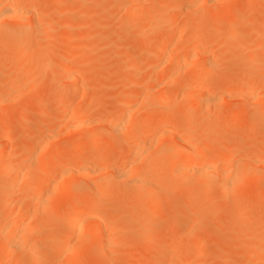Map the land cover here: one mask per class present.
Returning a JSON list of instances; mask_svg holds the SVG:
<instances>
[{
	"label": "bare ground",
	"instance_id": "obj_1",
	"mask_svg": "<svg viewBox=\"0 0 264 264\" xmlns=\"http://www.w3.org/2000/svg\"><path fill=\"white\" fill-rule=\"evenodd\" d=\"M41 1L43 0H0V21L6 20L7 22V20H10V22L11 21L14 22V23L12 22L13 25H11L12 26L11 28H7L10 27L7 26L10 24V22L4 24V27H2L3 25L0 26V45L5 46L4 48L5 50H3V52L0 53V75L4 76L5 77L4 79H7L8 77V76L6 77L7 72L12 67L16 68L18 74L20 75L24 74L21 67L22 66L21 61L23 60L19 61V59H17L14 56V53L12 51H21L22 49L29 47L28 45L29 42L25 39V37L27 36L31 37L36 35L39 29L41 28L42 24L43 25L45 24L44 26L42 25V27H44V31L47 34L50 31H52L51 29L53 27L55 28L56 25L59 26L60 24H62L63 26L62 25L61 26L65 28L66 26L71 27L70 25H67L68 22L66 25H64L66 22H64L63 24L62 21H64L66 17H70L74 15L75 12L72 11L71 9L72 7H74L73 5H71V8H69L71 10H69L68 8H64V6L61 9V7L58 6L59 4L58 0L57 1L50 0V2H48L49 4L46 5L47 7L46 11H43V9H45L43 8L42 12L35 13L33 7L36 4L40 3ZM82 1L89 2L90 0H82ZM129 1L130 2H127L128 5L123 10L124 11L123 17H121L123 18L122 27H125V29L126 28L130 29V27L133 28L132 26L136 24H137L136 26L137 28L139 26L138 22H140L138 19L145 17L144 15L146 13L145 0H129ZM168 1L173 2L174 9L175 8L180 9V7L181 8L184 7V9L188 11H190V9H192L191 11L193 10L195 11L196 14L194 18L192 17L193 21L191 23H187L186 25H183L184 26L183 28L186 29V31L187 28L188 29L192 28L194 31H196L197 34L194 33L195 36L193 35V37H190L185 40L184 37L186 35L184 37L183 35L186 33V31L181 32L183 31L181 30L180 32H178L179 34L184 33L180 35L181 37H183L181 39L179 38L180 37L179 34H177V32H174L175 31L174 29L173 34L163 38L162 45L158 48L147 47L146 49H144L141 48L140 46L134 47V50L136 51L137 54H139L140 56L146 54V57H148L147 60L149 61L151 60V63H149V61L147 62L149 63V67L153 70L154 68L157 67L163 68L165 66L166 68L167 66L168 67H170L171 65L174 66L173 63L174 57L176 61L179 62L183 58L181 64L180 63L176 64V61L174 59L176 67L174 66L175 68H172L171 66L170 70L172 71H169L168 73L165 72L169 76L168 77L169 79L166 77L168 81L167 83L163 82L162 84L160 83L161 80L160 81L158 80L159 81L158 83L155 82L151 83L152 85L155 84L157 85V88L153 87L154 89L157 90L159 88L161 89L159 91H162V93H164L162 95H159V93L157 92L159 98L157 95H156L157 98L153 96L157 100L154 98L155 101L149 100L147 101L148 103L146 104V102L143 100L144 98H146L144 96L145 94L144 91H143V96H144L143 99L142 97L141 99H139L138 97L139 91L137 92L132 91L127 94L125 93L123 97L120 99L119 103L117 104L116 109L113 111V113H110L112 114V116L111 115L109 116L108 114L107 116H109L110 118L107 121H103L104 118L103 120L99 118L102 121H99L98 119V123H96L97 119L96 120L94 119L95 120L94 122L92 121L93 117L91 120L86 119L87 116H84L82 114L83 113L82 110L80 111L79 109L78 111L76 107H72V108H76V110L69 111L68 110L69 108L67 109V106L65 104L67 99L81 97L80 98V102H81L86 97L85 95H83L82 90L80 89L81 87L77 85V83L79 84L81 80L80 78V80H78L79 82L77 81L80 70L76 67L74 62L70 60L68 62H64L63 66L60 65L64 60L68 59L67 58L68 55H70V57L71 55L72 56L74 55V54H68L67 52L64 51L63 53H60L61 55H58V58L59 57L60 58L56 60L57 62H54V65L52 63V66L56 67L55 69L52 67L53 72L56 70L55 73L52 72L53 76L51 74V78H49L46 81H43L42 79L38 80L41 86L43 85L49 87L51 85H56L58 87V92L56 95V100H55L56 102L54 103L55 107L53 112L49 115H44L42 109H44L45 104L41 105L37 112L38 114L37 120L34 123L27 121V117H29L30 114H32L31 108L28 107L23 108L19 113L18 117L16 118H14L12 115L11 116L3 115L2 117H0V217L2 218V221L0 222V264H4L3 259L8 258L9 256L22 255L25 252L28 256V259L26 260V264H46L48 261L53 259L51 255L54 254L55 248L50 249L48 243L43 242L40 233L41 229L39 228L40 226H42L45 229H50L52 228V226H54V224L56 225L58 223L57 220H55L56 222H54L53 219L54 215H51L52 213L46 212L45 205L47 202H50V204L51 203L54 204V202L55 203L60 202L62 204V205L59 204L62 206V207L59 206L62 208L61 210L62 212L60 213L62 215H60V217L65 216L64 219L62 217V220H65L67 215L68 217L72 216L74 222L76 221L74 225L72 224L71 226H69L68 222L65 223L60 219L63 225H67V226L63 227L62 229L61 226H59L60 229L56 234L57 235L56 238L58 240H62L63 238L70 235L72 239L71 242L73 243V245L84 246L85 253L83 254V257L90 256V260L91 259L95 260L99 257L106 258L105 256H110L111 254H115L116 250L114 251L113 247H115L124 238L129 236L132 229L141 230L139 233L141 236L143 234L144 236H146V244L148 248H154L157 245V241L159 242L158 239H160L159 238L160 233L158 232L159 229L158 230L156 229L157 232L155 233L154 227L156 226L157 218L164 211L163 207L160 205V200L170 195L171 191L176 187L177 181L179 179H182L187 176H191L193 178V181L191 183L190 182L187 183V185L185 186V188L189 190L190 194L201 195L209 192L214 187L218 186L217 188H219V186H222L224 190L223 193L224 200H228V202L231 201L232 204H234V206L236 201L233 202V200L235 198H238L240 192H244V191L245 192L251 191V193L257 191V193H259V198L256 201H252L249 204L250 209L253 207L255 208L260 203H263L264 186H261V184H259L258 186L257 181L256 182L254 181L255 183H250V184L247 183V185L245 186L241 185L242 181L240 182V180L242 179H244L245 181L248 177H251L249 171L248 173L243 172L244 168L241 169L242 173L241 172L239 173L240 165H242L244 162L247 161L246 163H244V166H247L246 164L248 163V161H251L252 158V157L249 158L250 160H247L248 159L247 158L246 161L245 160L243 161V159H245L250 154V151L247 146L241 143L233 145V143H236L235 141L233 143H230V146L227 144L225 151H222L223 153H220L221 152L220 151L219 152L220 154L216 156L217 152L216 153L213 152L215 156L212 157H211L212 154L210 155V157L207 154L206 155L203 154L202 148L199 147V146L207 147L213 141L214 138L210 134H207V136L203 138L202 137L204 136L202 133L203 129L206 128L211 129L214 127H218L222 123L220 117H216V120H212V121H210L208 117H207L208 119L206 117H203L201 113L204 112L203 111L204 109L202 108L206 107L210 109L209 107L215 105L218 101L220 102L221 100H223V103H225L224 101L228 100L227 98L229 96V90L227 86H225L221 90L219 89L214 90L215 89L214 86L208 82V79H210L208 77H210L209 75H211L215 71L219 59H220L219 60V66H220V61L224 57V53L223 55H221L222 54L221 46H224L225 44L223 43L222 45V42L218 40L219 45L217 44V46H219L220 49L218 47L216 50L214 49V51H212V50H208L209 48L208 49L204 48L207 47L204 45L207 42H209V40L206 41L205 39L207 34V33L205 34V32L209 31L210 29H215L218 27L222 28L223 23L226 22L221 23L222 22L221 21L220 23H215L216 21L214 20L215 22H213L212 20L211 23H209L210 21L208 20L213 19L217 15L220 16L222 15V13L224 14V11L226 10L229 11L231 9H234L235 11H237L239 9L238 3L235 4L234 0H157V3L159 6H162L165 4V2ZM244 1L246 3H249L254 0H243V3ZM206 2L212 3L215 6L212 5L211 10L205 8L208 10V11L206 10L205 12L203 8V4ZM236 2L239 1L237 0ZM96 3L98 4L99 2ZM85 4L86 3H84V5ZM75 9L77 8L75 7ZM81 10H82L81 12L85 11L84 13H87L86 12L87 7L86 9H81ZM239 10L242 11L239 13L241 14L243 13V14L242 17L239 18L240 20L238 22L236 20V23H234L231 26V32L233 34L236 33L240 34L241 30H243L244 27L246 29L245 25L249 22L250 23L252 22L251 21L252 19L255 22L254 20L255 17L253 18V15H251L253 14L252 12L249 11L243 12L241 8ZM47 12L54 14L53 15L51 14L49 16ZM77 12L79 11L77 10ZM90 12L85 14V16H88ZM55 13L56 16L55 18H53ZM260 13L257 14L259 15ZM225 14H227V12ZM43 16L44 18L46 16H49V18L53 16L51 17L53 18V21L49 22V20L51 19L46 17L49 20L47 19L48 22L45 23V21H43V19L41 18V20L39 21L40 22L42 21V24L40 25L37 19ZM160 17L161 15L158 12L152 13L153 19L158 20ZM172 18L174 17L170 16L169 18L163 19L162 28H164L165 30L171 29L173 24V21L171 22ZM86 19H90V18H86ZM135 21L136 23H134ZM76 22L78 26L82 25L81 23H79V20ZM5 26L7 27L5 28ZM262 28L264 29V21L260 23L259 26L260 30ZM129 29L126 30L129 31ZM175 33L177 36H179L178 38L175 35ZM61 40L63 41L62 38ZM212 41L215 42L214 38L212 39ZM63 44L66 45L67 42H64ZM80 44L82 45V43ZM81 45L80 48L82 47L86 48V46L82 45L81 47ZM255 45H256L255 47L257 48H264V36L263 39L262 40L260 39V42L258 44L255 43ZM186 46H189L191 50L188 49L189 47L186 48ZM192 46L193 49L195 48V50L196 49L203 50V51L200 50L203 53H200V51L198 52L196 50L199 54H201V56H203V59L201 57L202 60L201 61L200 59L197 60L198 57L194 58L195 56H198L196 55L198 54L196 52L195 56L194 57L192 56V58L196 59L197 62L198 61L201 62L197 63L195 62V60L194 61L191 60L190 62H194V64H190V62L187 61L190 64L189 66L190 67L192 66V69H189L190 67L186 62V58H188L189 53H182V50L186 48L189 51H192ZM45 48H46L45 52L46 50L51 51L52 48L55 49L53 45L52 47L46 46ZM127 48L130 49L131 47H127ZM167 48H170V50H172L171 51L172 53L174 52V50L175 52L179 51L177 52L178 55L179 53H182L181 55H183V57L178 58V55L176 56L175 52L172 54L169 49H168L169 51H167ZM159 49H162V53L160 57L158 52H161V50ZM204 49H207L208 51L207 50L204 51ZM217 50L218 52H220L221 58L220 57L218 58L216 53L214 54V52L215 51L217 52ZM46 53H48V51ZM156 56L159 58L155 59ZM176 57L180 60H178ZM23 58L24 57L22 56V59ZM45 58L46 57H43V61L45 60ZM260 59L262 58L260 57ZM260 59L256 58V56L255 58L251 59L252 62L250 63V67L245 69L246 71H244L248 73V77L246 76V73L242 74L243 78L245 76L247 77V81L246 79L245 81L249 83V85L252 84V87L254 83H255V87H257L256 84H258L259 88L257 90L260 93H258L256 89L254 90V87L253 88L249 87L246 83L247 88L244 86V88H242V92L239 93V90H237L238 91V92L236 91L237 95L234 94V96L237 97V99L241 97L243 99H246V101L247 100H249L250 102L255 101L253 103L256 102L258 103V101L260 103L261 99H263V97L261 96L264 95L263 94L264 77L261 79V81H259L260 79L255 81L251 70L254 69L255 66H257L258 62L261 61ZM29 60H31V58ZM25 64L26 63H24V66ZM86 65L88 64H85V66ZM135 65L137 66V64ZM168 67L166 68V70L167 69L169 70ZM36 68L34 69L35 72H36ZM188 69L192 70V72L189 71L190 74L187 76L188 78L187 77H186L187 79L184 78L185 82L187 80L186 84L183 83L185 84L184 94L186 95L184 96L182 101L180 102L177 101L175 103L176 100L173 101L172 99L173 95H171L173 92L171 93L169 91V90L172 91V88L176 87L175 82L172 81L174 80L173 76L174 74L180 76L181 75L180 71L185 72ZM240 70L241 69L237 70L236 74L240 73L239 72ZM254 71H257V69H255ZM187 72L188 71H186V73ZM37 73L38 72H36V76ZM176 75L175 77H178ZM13 76L12 78H15L16 75ZM183 76L184 75H182L181 77ZM25 78L23 79L25 80ZM29 78H31V76ZM4 79H1L0 81H4ZM170 79H171L170 83L172 84L174 82L173 85H175L171 89L170 86L173 85L168 84ZM175 79L177 80V78ZM245 81H243L244 84ZM14 82L12 83V80L9 81L5 80L4 83L2 82L0 83V108L6 104H12L20 100L19 96L21 95L19 94L15 95V92L16 93L18 92L16 91L17 90L16 81ZM65 84L69 86H66ZM32 88L33 89L29 90V92L27 93H30V91L33 92L32 90H34V87ZM153 88L152 90L153 92H155L156 90L154 91ZM165 92L166 93L170 92L167 93V95L170 97L169 99H167L168 97L167 95H165L166 94ZM23 93L25 94V92ZM82 95L84 96L83 99H82ZM193 95H196L198 98ZM188 96L190 98L196 97L197 100L196 101L195 99L194 101L189 100L190 98H188ZM231 96L232 95L230 94V97ZM136 98H138L139 101L141 100L142 103L144 102L146 105L141 106L140 104L141 102H139L140 106L137 105L138 103L136 104V102L138 99L135 102ZM235 99L236 98H234V100ZM80 102L78 103L77 106L78 108L81 104ZM220 103L222 104V101ZM81 106L83 108L85 107L84 105ZM87 110L89 109L87 108ZM177 110H180V113L181 111H184L181 118L180 117L178 118V116H176ZM207 110H206V115H207ZM83 111H86L85 108ZM90 111H86L88 112L86 114L90 115L89 113ZM224 111L225 109L222 106L220 105L216 106V112L223 114ZM137 112H141L142 115H145L144 116L145 120H142L144 118L141 119L140 117L141 120L138 118V120L136 119L130 121L129 120L130 117L135 114L137 115L138 114ZM208 113L210 112L208 111ZM263 113L260 114L259 112L256 114L255 113L249 114L242 109H236L230 114L231 118L228 124L229 125L236 124L237 122L240 121L242 117L251 115L256 119L254 124L248 129L247 134L250 137L256 136L260 130V124L263 122V117H264ZM150 114H156V117L154 116L155 118L152 119L149 118L146 120V115L148 116ZM222 114L219 116H222ZM62 118L65 119V120L63 119L64 121H67L65 126V124L63 125L64 123L63 120H61L62 125L65 126L64 128L65 129L67 128L66 130L67 133L64 139L62 138L63 137L62 136L61 140H56L55 138L56 134L54 136V132H55L54 128L56 129L57 123ZM175 120H178L180 124L185 127L184 128L179 124L182 130H184L183 133H180L181 138L176 136L174 132H171L170 130L171 125L170 126L168 125L170 123L173 124ZM99 122H101L102 124H99ZM59 124L57 127L61 126ZM99 125L102 126L104 125L105 131H102L103 127H101L100 129L98 127ZM84 127H86V129L88 128V130H86ZM224 127H226V125H224ZM81 128H84V131L86 130V132L84 133L83 130L81 131L80 130ZM152 128H154L155 130L160 129L159 131L160 136L162 138V136L164 135L163 136L164 140H165V136L169 138L166 141H169L170 139H172L173 141L175 140V138H179L178 142H181V144L184 143V145L180 147V143L175 142L176 145L175 144L173 145L172 143L174 141L172 143L170 141L168 143L171 145L169 146V144L167 143L165 145V147L166 146L167 147L165 148L161 138H158L154 142L153 149L150 150L149 152L148 150L146 151L145 148L147 147L150 148L149 146H147V141H148V145L151 146L152 141L155 138V134L154 133L151 134ZM166 128L167 129L169 128V131H167ZM56 131L58 134V130ZM60 131H65V130L61 129ZM159 133L157 135H159ZM210 133L212 134V132ZM58 135L61 136L63 134L61 135L58 134ZM105 135L108 137L111 136L114 139L115 138L121 139L124 142V146L121 147L119 144L116 145L114 141H113L114 144L109 142H103L102 139ZM241 136L245 138L243 134H240L239 137ZM12 139L14 140L13 144L11 143ZM231 140H233V137ZM121 142L118 141V143ZM246 142H248V140ZM2 143H5L4 144L5 146L2 147L1 146ZM183 147L186 149H183ZM222 149H224V147ZM144 151H146L147 153H145ZM163 157H167V165L169 166V169H171V171L169 170V173L165 171L163 166L161 167L162 162H164L161 160ZM206 157L209 158L206 159ZM110 158H113V161L111 163L109 162ZM258 160H261V156L259 157ZM156 162L160 163V166L156 165ZM254 162L256 163V161ZM255 163L253 164V166L250 165L252 169L253 167L257 166ZM259 163H264V159L263 162L261 161ZM233 166L236 167L234 172L232 171ZM262 166H264V164H262ZM254 169L256 171L258 170V168L256 167ZM105 170H107L108 172V173L106 172L107 175L101 177L102 174L99 173ZM255 170H253L254 173L256 172ZM12 171H14L13 174H11ZM132 171H134L135 173L133 174V176L131 175ZM96 172H99L98 174L100 175V177L96 175ZM244 174L245 175L247 174V176H245ZM95 175L96 177L98 176L99 178H95ZM73 177L76 178L74 179ZM78 177L82 179L81 181L84 180L85 182L84 181L83 182L86 183L87 186L81 189L78 188V190H74L77 189L76 186L80 182V179L77 180ZM118 179L124 180L125 185L126 184L128 185V188H130V190L124 191V189L127 188L125 185L124 186L126 188L123 187L124 189L121 190L124 192L130 191L131 193L127 192L128 195L130 196H132L133 193V197H135L134 200H137L136 197L139 198L140 195L142 194H148L149 198L143 201L141 205H139L137 201H134L133 199H127L124 201L122 209L113 212L109 217L105 218V216H103V214L100 213V210H102L103 208L102 204H104L108 199L118 198L117 190H120L117 188L118 186L116 187L117 189L116 193H114V186L116 185L115 183H117ZM234 182L235 185H233ZM230 186H232L231 187L232 189H229ZM26 187L31 188V193L24 197V201L29 202L28 205L25 206L23 205V203L21 204L20 202H18L19 203V205H17L18 207H14L16 209L13 208L10 209L13 203V197H12L13 191L21 190ZM127 193L125 195L126 197L128 196ZM121 194L123 195L124 193L121 192ZM153 196L156 197V201H153L152 199ZM189 200L190 198H188L186 201ZM228 202L226 201L225 203L227 204ZM236 207H238L237 211L234 212L235 214L240 215V213L244 212L246 206L243 205V203H241L239 204V206L237 205ZM225 208H223V211H221L220 209V211L218 213L215 212V214L216 215L218 214L217 216H219V214L224 213L225 215L226 214L224 212ZM52 209L55 210L53 207ZM138 210L144 211L146 215L138 216L137 214ZM58 212L60 211L58 210ZM98 214L99 215L101 214L102 217L98 216ZM39 216H43L44 220L42 219L43 221H41V223L43 222V224H39L38 225L39 227L38 226L37 227L32 226L30 228L28 227L27 229L30 230V233L29 230L27 232L26 227L29 225L25 221H29L30 218L35 219ZM208 216L211 217L212 214L211 216L210 214ZM179 218H183L185 222L184 228L182 230V234L185 235L186 238H192L198 236L199 232L201 231L200 229L201 225L205 224L204 220L207 219L206 217L198 214L195 211V209H190V207L185 202L184 203L182 202V205L180 206L179 209L173 208V210L169 211L167 216L168 221H174ZM24 222L27 225H23ZM241 227L242 225H238L234 230H230L231 232H229V235L227 236L226 240L229 242L230 240H232V238L233 239L239 238V235L243 233ZM31 228H33L34 230H31ZM38 228L40 231L37 232ZM242 229H244V227ZM35 230L37 232L36 234H34ZM50 233H52V231ZM158 233L159 236L158 235L156 236L155 234ZM46 234L48 236V233H45V235ZM208 235L209 234L207 232L205 234L202 233V235L199 234V236H203V237L201 238V241L199 243H196L197 245L194 246L193 248L194 251L197 252L202 249V247L204 246V241L206 240L205 238H207ZM52 236L53 234L49 235V237L51 238ZM203 238L205 239L204 241ZM262 241L263 242H260V244L258 242L257 245L251 249V256H256L259 251L264 250V240ZM166 253L165 256L167 255ZM26 254H23L22 256ZM170 254L171 253L169 251L168 263L170 262L173 264V260L170 257ZM194 258H196L195 255H193V259ZM84 261L85 260H83V264L86 263ZM177 262L174 261V264ZM55 264H61V263L57 260Z\"/></svg>",
	"mask_w": 264,
	"mask_h": 264
},
{
	"label": "rangeland",
	"instance_id": "obj_2",
	"mask_svg": "<svg viewBox=\"0 0 264 264\" xmlns=\"http://www.w3.org/2000/svg\"><path fill=\"white\" fill-rule=\"evenodd\" d=\"M236 1L237 0H234V3L235 4L238 3V8L239 9L241 8L243 10V12L249 11V12L253 13L251 15H253V18L255 17L254 18L255 22L252 19L251 20L252 22L247 23L245 25L246 29L244 27L243 30H241L240 34H238V33L233 34L231 32V26L234 23H236V20L238 22L240 20L239 18H241L242 14H243V13L242 14L239 13V12H242L239 9L237 11H235L234 9H231L229 11L226 10V11H224V14L223 13H222V15L219 14L220 16L217 15L216 17H214L215 19L213 18L211 20H208V21H210L209 23H211L212 20H213V22L216 21L215 23H220L221 21H222L221 23L226 22V23H223L222 28L218 27L215 29H210L209 31L205 32V34L207 33L205 39H206V41L209 40V42H207V43L205 42L206 44L204 46H207V47H204V48H207V49L209 48L208 50H212V51H214V49L216 50L219 47V46H217V44L219 43L218 40L222 42V45H223V43L225 44L224 46H221L222 47V54L221 55H223V53H224V57L220 61V66H219V60H220L219 59L218 65L216 66L215 71L211 74L212 76L209 75L210 77H208V78H210V79H208V82L214 86V88H215L214 90H216V89L221 90L222 88L227 86L228 90H229V96L227 99L229 101L225 100L224 101L225 103H223V100H221L223 105L220 103L221 101L220 102L218 101L217 102L218 104L216 103L215 105L211 106L212 108L209 107L210 109H208L206 107L202 108V109H204L203 110L204 112H202L203 114L201 113V115L203 117H206V118L208 117L210 121L216 120V117H220V119L222 120V123L220 122L221 125L218 127H214L211 129H207V128L203 129V132H202L204 135V136H202L203 138H205L207 136V134L212 135L214 138H213V141L207 147L206 146H203V147L199 146V147L202 148L203 154H205V155L207 154V155H209V157L212 154L211 155V157H212V156H215L213 152H215V153L217 152L216 156L219 155L220 153H223L222 151H225L227 144L230 146V143H233L235 141H236V143H233V145L234 144H240V143L244 144L245 146L248 147L250 154L245 159H243V161L244 160L246 161L247 158H248L247 160H250L249 158H251V157L252 158H251V161H248V163L246 164L247 166H244V163L247 162L246 161L242 164L243 166L240 165V168H239L240 170L238 168L237 169L239 170V173L240 172L242 173L241 169L244 168L243 172L248 173V171H249L251 177H248L245 181H244V179L241 178L242 179V180H240V182L242 181L241 185L245 186V185H247V183L250 184V183H255L257 181L258 186H259V184H261V186H264V166H262V164H264V163H259L261 161L263 162V159H264L263 158L264 157L263 156V154H264V117H263V122L260 124V130H259L258 134L256 136H251V137L247 134V131L254 124L255 119H256V118L252 117L251 115L242 117L240 119V121L237 122L236 124H233V125L228 124L229 120L231 118L230 114L236 109H242L249 114H251V113L256 114L259 112H260V114H262L264 111V101H263L264 95L261 96V97H263V99H261L260 103H259V101H258V103L257 102L253 103L255 101H253V102H250L249 100L246 101V99H243L241 97L239 99H237V97L234 96V94L237 95V93H236L237 90H239V93L242 92V88H244V86L246 88H247V85L249 87H252V84L249 85V83L246 82L247 77H248V73L244 72V71H246L245 69L250 67V63L252 62L251 59L255 58V56L258 59H260V57L262 59H260L261 61L258 62L257 66H255L254 69H251L252 73H253L252 75H253L255 81L259 80V79H260L259 81H261V79L264 77V48L255 47L256 46L255 43L258 44L260 42V39L262 40L263 36H264V29L263 28L261 30L259 29L260 23H262L264 21V15H263L264 12H262V11H264L263 10L264 9V0H254V1L249 2V3H246L245 1L243 3V0H238L239 2H236ZM48 2H50V0H43L40 3L36 4L33 7L35 10V13L42 12L43 8H45V9H43V11H46L47 10L46 5L49 4ZM96 2H99V3L97 4ZM127 2H130V1L129 0H102V1L101 0H90L89 2H83L82 0H58L59 4L65 3L62 5H59L57 3L58 6L61 7V9L63 6H64V8H68V9L71 8V5L74 6L71 8L72 11L75 12V13L73 12L74 15H72L70 17H66L64 19V21H62L63 24H64V22H66L64 25H66L68 22L67 25H70L71 27L66 26V28H65V27H62L63 26L62 24L59 25L57 23L59 26L56 25L57 28H56V26H55V28L53 27L51 29L52 31H50L48 34L45 33L44 27H42V25H43L42 21L40 22L39 20H41V18H42L43 21H45V23L48 22L47 19L49 18V16L52 13L47 12L49 16H46V17H48V18H46V17L44 18L45 15L43 17H39V19H37V21L40 23V25L41 24L42 25H41V28L39 29L38 33L34 36H31V37L30 36L25 37V39L29 42V44H28L29 47L22 49L21 51H12L14 53V56L17 59H19V61L23 60V61H21V63H22L21 67H22V71L24 74H22V75L18 74V71L16 70V68L12 67L7 72V75H6V77L8 76L7 79H4L5 77L0 75V80L4 79V81H0V83L1 82L4 83L5 80L6 81L12 80V83L14 81H16V85H17L16 91L18 93L15 92V95H17V94L21 95V96H19L20 100L18 99L19 100L18 102H15L12 104H6L0 108V117H2L3 115H10V116L12 115L14 118H16V117H18L19 113L21 112V110L23 108L28 107V108H31L32 114H30V116L27 117V121L34 123L37 120V117H38L37 112H38V109L40 108L41 105L45 104L44 109H42L44 115H49L53 112L54 107H55L54 103L56 102L55 100H56V95L58 92V87L56 85H51L49 87H46L43 85L41 86L39 84L38 80L42 79L43 81H46L49 78H51L53 68L54 69L56 68L55 66L54 67L52 66V63L54 65V62H57L56 60L60 58V57L58 58V55H61L60 53H63L64 51L67 52L68 54H74L75 56L71 55V57H70V55H68V57H67L68 59L64 60L60 65L63 66L64 62H68L70 60L74 62L76 67L80 70L79 72L81 73V74L79 73V75H78L79 77H78L77 81L80 80V78H81V80H80V82L78 81L79 84L77 83V85L79 87H81L80 89L82 90L83 95H85V97H86L85 99H83L84 96L82 95V99L85 100V101H83L81 99L83 101V104H82V101L80 102L81 97L80 98L78 97L79 99L78 98L67 99L65 104L67 106V109L69 108L68 109L69 111L70 110H76V108L78 109V111H79V109H80V111L82 110V112H83L82 114L84 116H87L86 119L91 120L93 117L92 121L94 122L97 119L96 123H98L99 118H101L102 120L104 118L103 121H107L110 118L109 116L110 115L112 116V114H110V113H113V111L117 107V104L119 103L120 99L123 97V95L125 93L127 94V93L132 92V91H136V92L139 91V93H138L139 99H141V97L143 99L145 96L146 98H144L143 100L146 102V104L148 103L147 101H149V100L155 101V99L157 98L156 95L159 98V95L164 94V93H162V91H159L161 89H159V88L157 90L154 89L153 87L157 88V85L156 84L152 85L151 83H154V82L158 83L160 80H161L160 83H162V84H163V82L167 83L168 82L167 78L169 77L167 73L169 71H172V70H170V67L172 65L170 67L167 66L169 68V70L168 69L166 70L167 67L165 68V66L163 68L157 67V68H154V70H153L149 67V63H151V60L150 61L147 60L148 57H146V54L143 56H140L139 54H137L136 51L134 50V47L140 46L141 48H144V49H146L147 47H150V48L160 47L162 45L163 38L168 36V35L173 34L174 29H175L174 32H177V34H179L178 32H180L181 30H183L181 32L186 31V29L183 28L184 27L183 25H186L187 23H191L193 21V18H194L196 13L194 10L191 11L192 9H190V11L186 10V9H184V7L183 8L180 7V9H178V8L174 9L172 1L165 2L164 5L159 6L157 3V0H145V2H146L145 5H146V9H147V10L145 9V12H146L144 15L145 17L138 19L140 22H138L139 26L137 28H136L137 24L133 25L134 23H136V21L132 24L133 26L131 25L133 27V28L130 27L131 31L129 28H126V29H129V31H128L125 29V27H122L123 18H121V17H123V14H124L123 10L128 5ZM84 3H86L87 6H86V4L84 5ZM205 4H207V5H205ZM212 5L215 6L214 4L209 3V2L204 3L203 4L204 11L206 12V10H207L205 8H208L211 10ZM75 7L77 9H75ZM86 7H87V11H86L87 13H89L91 11L89 14L90 16L88 15L89 17L85 16V14H87V13H84L85 11L81 12L82 11L81 9H86ZM33 8H32V10H33ZM79 8H80V10H79ZM71 9H69V10H71ZM77 10L80 13L77 12ZM260 11H261V13H260ZM155 12H158L161 15V17L158 20L152 18V13H155ZM226 12H227V14H225ZM47 13H45V14H47ZM257 13H260V14L258 15ZM80 14H83V15H80ZM238 14H240V15H238ZM55 16H56V13H55L54 17L53 16H51V17L55 18ZM170 16L174 17L171 19V22L173 21L172 27L169 30H165L164 28H162V21H163V19L169 18ZM256 16H258V17H256ZM259 16H260V18H259ZM51 17L49 18L51 20L48 19L49 22L53 21V18H51ZM86 18H90V19H86ZM78 20H79V23H81L82 25L78 26V24L76 22ZM8 22H10V20H7V22H6V20H1L0 26L3 25L2 27H4V24H6ZM12 22L13 21H11L9 25H7L10 27L5 26V28L6 27L11 28L12 27L11 25H13V23H14V22L13 23ZM83 23H84V25H83ZM230 23H232V24H230ZM189 29H191V30H189ZM189 29L187 28L186 33L185 34L180 33L179 36L181 34H184L183 37L186 35L184 37V39L186 40L190 37H193V35L195 36V34H197L196 31H194L192 28H189ZM205 34H204V36H205ZM175 35H176V33H175ZM37 36H38V38H37ZM179 36H177V38ZM86 37H87V39H86ZM183 37L180 36L179 38L182 39ZM208 37L211 39V42H210V39ZM61 38L63 39L64 42H67L66 45L63 44L64 42L61 40ZM213 38H214L215 42L212 41ZM216 40H217V42H216ZM80 43H82V45L86 46V48L82 47V45ZM52 45H53V47H55V49L52 48L53 50L51 49V51L46 50V52L48 51V53H46L45 47L46 46L52 47ZM80 45L82 48H80ZM127 45H130V46H127ZM189 46H191V45H189ZM189 46H186V48ZM127 47H131V48L128 49ZM4 48H5V46L0 45V53L3 52V50H5ZM77 48L78 49L80 48V49L78 50ZM186 48H184L182 50V53H189L188 58H186V62L187 61L190 62L191 60H193V61L195 60V62H197L196 59H194L197 57H198L197 60L198 59L201 60V57L203 59V56H201V54L198 53L202 49H198V50L196 49L198 51L197 52L195 50V48L193 49V46H192V51H189V50H191L190 47L188 48L189 50ZM168 49L170 50V48H167V51H169ZM207 49H204V51ZM219 49H220V47H219ZM159 50H161V52H158L159 57H160V55L162 53V49H159ZM187 50H188V52H187ZM171 51L172 50H170V52ZM202 51H200V53H203ZM174 52H175V50H174ZM177 52H179V51H177ZM177 52H175L176 56L178 55ZM196 52L198 53V54H196L198 56H195ZM217 52H218V50H217ZM217 52L215 51L214 54L216 53V55L219 58L220 52H218V53ZM182 53H179L178 58L183 57V55H181ZM22 56L24 57L23 59H22ZM25 56H26V58H25ZM192 56L193 57L195 56V57L192 58ZM43 57H46L44 61H43ZM159 57L156 56L155 59H157ZM30 58H31V60H29ZM155 59H154V61H155ZM174 59H175V57L173 58V63L175 66ZM178 60H180V59H178ZM147 61H149V63ZM175 61H176V59H175ZM182 61H183V58L180 60V62L176 61V64H178V63L181 64ZM23 62L26 63L25 66H24ZM200 62L198 61L197 63H200ZM138 63H139V65H138ZM145 63H147V64H145ZM65 64H67V63H65ZM85 64H88V65L85 66ZM135 64H137L138 67ZM187 64L189 66L190 64H194V62H190V64L187 62ZM36 66H37V68H36ZM158 66H159V64H158ZM174 66H172V68L176 67V66L175 67ZM189 67H187V68H189ZM35 68H36V72H38L37 73L38 79L36 76V72L34 70ZM189 69H192V66ZM189 69L186 70V71H188L187 73H186V71L185 72L180 71V73H181V75L179 73L180 76L174 74V76H173L174 80H172V81L175 82L176 87H174L175 85H173L174 82L171 84L170 83L171 79L169 80L168 84L173 85V86H170V89L172 87L175 88V89L172 88V91L169 90L171 93L173 92L171 95H173V98H172L173 101L176 100L175 103L177 101L178 102L182 101L184 96L186 95V94H184V92H185V90H184L185 86L184 85L186 84L187 80L185 82L184 78L187 79L188 78L187 76L190 74L189 71L192 72V70H189ZM239 69H241L239 71L240 73L236 74L237 70H239ZM255 69H257V71H254ZM55 71L53 73H55ZM85 72H86V74H85ZM165 72H167V73H165ZM245 73H246L247 77L245 76L243 78L242 74H245ZM11 74L16 75L15 78H12L13 75H11ZM175 75L178 77H175ZM182 75H184V76L181 77ZM30 76H31V78H29ZM52 76H53V74H52ZM179 77H181V78H179ZM23 78H25V80ZM175 78H177V80ZM22 79H23V82H22ZM245 79H246V81H245ZM178 80H179V82H178ZM183 80H184V82H183ZM243 81H245V84L243 83ZM259 81H258V83H259ZM22 83H23V85H22ZM183 83H185V84H183ZM246 83H247V85H246ZM14 85H15V82H14ZM34 85H36V86H34ZM65 85L69 86L67 84H65ZM256 85H257V87H255V83H254V85H253L254 90L256 89V91L258 93H260L257 90L259 88L258 84H256ZM32 87H34V90H32L34 93L31 91H30L31 94L27 93V92H29V90L33 89ZM237 87H238V89H237ZM152 88L154 89V91L155 90L156 91L153 92ZM181 88H183V89H181ZM18 89H19V91H18ZM240 89H241V91H240ZM22 91L25 92V94ZM141 91H142V93H141ZM143 91L145 92L146 95H148V94H150V95L146 96L144 94V96H143ZM157 92L159 93V95L157 94ZM170 92H167V93H170ZM167 93L165 95H167ZM230 94L232 95L231 97H230ZM263 94H264V90H263ZM11 95H13V94H11ZM153 96H155L156 98ZM193 96H196V95H193ZM167 97H166L167 99L170 98L168 95H167ZM196 97H191V98H193V99H191L188 96V98H190L189 100H193V101H194V99H195V101L197 100ZM232 97H234L236 99L234 100V98H232ZM11 98H12V96H11ZM137 99L138 98L135 99V102ZM139 99L136 102V104L138 103L137 105H139V102H141V100L139 101ZM172 99H171V101H172ZM79 102L81 103L80 106L81 105L85 106L84 108L86 111L92 110L89 112L90 115L86 114L88 112L83 111L84 108L82 106H81V108H80V106H79V108L77 107ZM143 103L142 102L140 103L141 106L146 105L145 103L144 104ZM149 104H150V102H149ZM217 105L222 106L226 112L224 111L223 114L216 112V106ZM72 107H76V108H72ZM87 108L89 110H87ZM206 110H207V115H206ZM261 110H262V112H261ZM208 111L210 113H208ZM137 113H138L137 115L135 114L137 117L135 115H133L130 117L129 120L130 121L136 120V119L138 120V118L140 119V117H141V119L144 118L142 120H145V117H144L145 115H142L141 112H137ZM183 113H184V111H181V113H180V110H177L176 116H178V118L179 117L181 118ZM108 114H109V116H107ZM221 114H222V116H219ZM154 116L156 117V114H150L148 116L146 115V120L149 118L150 119L155 118ZM63 119L64 118L60 119L56 125V129L54 128V131H55L54 136L56 134V137H55L56 140H61L62 138L64 139V137L66 136L67 128L65 129L64 127L66 126L67 121H64L65 119L64 120ZM61 120H63V122H64L63 125L65 124V126L62 125ZM102 120L99 119V121H102ZM58 124L61 126L57 127ZM99 124H102V123L99 122ZM179 124H180V122L178 120H175L173 122V124L170 123L168 125L169 126L171 125V128H174V129H171L169 127L171 132H174L176 136L181 138L180 133H183L184 130H182V128H181L182 125L180 124L181 125L180 126ZM168 125H166V126H168ZM224 125H226V127H224ZM98 127L100 129H101V127H103L102 131H105L104 125L103 126L99 125ZM182 127H184V126H182ZM84 128L86 129V127H84ZM84 128H81L80 130L81 131L83 130V132L85 133L86 130H88V128L85 131H84ZM94 128H96V127H94ZM169 128L168 129L166 128V130L169 131ZM59 129L60 130L62 129L65 131H60ZM163 129H164V127H163ZM56 130H58V134H60V135L63 134V135L59 136L57 134ZM157 130L158 129L155 130L154 128L151 129V134L154 133L155 138L152 141L151 146L148 145V141H147V146H149L150 148L147 147V148H145V150L146 151L148 150V152L153 149L154 142L158 138H161L160 133H159L160 129L158 130L159 135H157L158 134ZM152 131H154V132H152ZM210 132H212V134ZM240 134H243L245 138H243V136L239 137ZM163 136H162L161 140H162L164 147L170 141H171V143L174 141L172 143L173 145L175 144V142L180 143V147L184 145V143L181 144V142H178L179 138H175V140H173V141H172V139H170L169 141H166L169 138L165 136V140H164ZM110 137L111 136L108 137L105 135L102 139L103 142H109L112 144L115 143L116 145L119 144L121 147L124 146V142L121 139H119V138L114 139V138H112V137L110 138ZM232 137H233V140H231ZM235 137L237 140L235 139ZM246 138H247L248 142H246L247 141ZM13 139L11 140L12 144L14 143ZM113 141H114V143H113ZM118 141H120V142L122 141L123 143L122 142L118 143ZM4 144L5 143H2L1 146L2 147L5 146ZM170 145L171 144H169V146ZM221 145L224 147V149H222L223 147ZM183 149H186V148L183 147ZM146 151H144V152L147 153ZM205 155H204V157H205ZM259 155L261 156V160H258L260 157ZM253 156L255 159L257 157L258 158L255 160L253 158ZM209 157H206V159H208ZM161 160L164 161V162H162L161 167L163 166L165 171L167 173H169V170L171 171V169H169V166L167 165V157H163ZM112 161H113V158H110L109 162L111 163ZM165 161H166V163H165ZM254 161H256V163ZM251 162H253V163H251ZM254 163L257 165V166H255V165L254 166L256 168H258L257 171L259 173L254 169L255 167H253V169H252V167H250V165L253 166ZM156 165L160 166V163L156 162ZM235 169H236V167L233 166L232 171L234 172ZM245 170H247V171H245ZM253 170H255L256 172L254 173ZM13 172L14 171H12L11 174H13ZM106 172H107V170H105L101 173L96 172V175H98L100 177L99 174H102L101 177H103V176L107 175L108 172L107 173ZM133 174H135L134 171H132L131 175L133 176ZM96 175H95V178H99L98 176L96 177ZM129 176H130V174H129ZM129 176H126V177H129ZM245 176H247V174ZM79 179H80V182L78 181L79 184L77 186L75 185L77 187V189H74V190H78V188L81 189V188L87 186V184L84 183L85 182L84 180H83L84 181L83 182V181H81L82 179L78 177L77 180H79ZM179 180L177 181L176 187L171 191L170 195L167 196L166 198L160 200V205L163 207L164 211L157 218V223H156V226L154 227L155 233L157 232L158 229H159L158 232L160 233V237H159L160 239H158L159 242L157 241V245L154 248H148V246L146 244V236H144V234L141 236L139 233L141 230L132 229L129 236L124 238L115 247H113L114 251L116 250L115 254H111L110 256H105L106 258L99 257L95 260H92V259L90 260V256L89 257L88 256L83 257V254L85 253L84 246L73 245V243L71 242L72 239H71L70 235L63 238L62 240H58L56 238V236H57L56 234L60 229L59 226H61V229L65 226H67V225H63L62 221L65 223L68 222L69 226H71L72 224L74 225V223L76 222V221L74 222V219L72 216L68 217L67 215H66V218L67 217L68 218L67 219L65 218V220H62V217L64 219L65 216L60 217V215H62V214H60L62 212L61 211L62 210V208H61L62 204L60 202L59 203L54 202V204L51 203L52 205L50 204V202H47L46 203L47 207L45 205L46 212L52 213L51 215H54L53 216L54 222H56L55 220H57V222H58L56 225L54 224V226H52V228L45 229L42 226H40V227L38 226L39 224H43V222L41 223V221L44 220L43 216H39L40 218L37 217L35 219H31V218H30V220L28 219L29 221H25V222H27V224L29 226H27V227L25 226V227L27 229L28 227L30 228L32 226H36V227L38 226L41 229V231L38 228L37 232L40 231L43 242L48 243V246L50 249L55 248L54 254L51 255L53 259L48 261L46 264H55V262L57 260L61 264H76V263L80 264L81 261H82L81 264H83V260H85L84 261V262H86L85 264H157V263L158 264H172L170 262L168 263L169 251L171 253L170 257L173 260V264H174V261L175 262L178 261L175 264H264V252H263L264 250L259 251L261 253L258 252L256 256H251V249L253 247H255L258 242L260 244V242H263L262 240H264V239H262V238H264V230H263L264 229V225H263V223H264V201H263V203H260L259 205H257L255 208L254 207L251 209L249 208V204L252 201H256L259 198V193H257V191H255L253 193H251V191L250 192L249 191L240 192V194L238 195V198H235L233 200V202L236 201L235 206H234V204H232L231 201L228 202V200H224V197H223L224 190H223L222 186H219V188H217L218 186L214 187L213 189H211L207 193H204L201 195H196V194H190L189 190L187 188H185L187 183H189V182L191 183L193 181V178L191 176H187V177H184V178L179 179ZM121 181H123V182H121ZM115 184L116 185L114 186V193H116V190H117L116 187L117 186H118L117 188L120 189V190H117L118 198L108 199L104 204H102L103 208L101 207L102 210H100V213H102L103 216H105V218L109 217L113 212H115L119 209H122L125 200H127V199H133L134 200L135 199V197H133V193H132V196L128 195V193H131L130 191H127L128 193L124 192L125 190H130V188H128V185L127 184L125 185L124 180L118 179L117 183H115ZM233 185H235V182L233 183ZM123 187L126 189H124ZM231 187L232 186H230L229 189H232ZM121 189L122 190L124 189V191H122ZM121 192L124 194L122 195ZM30 193H31L30 187H26V188L21 189V190L13 191V193H12L13 203H12L10 209H12V208L16 209L14 207H18L17 206V205H19L18 202H20L21 204L23 203V205H25V206L28 205L29 202L24 201V197ZM126 193L128 195L127 197L125 196ZM136 198H137V200H134V201H137V203L139 205H141L143 203V201H145L146 199L149 198V195L148 194H142V195H140L139 198L138 197H136ZM188 198H190V200L186 201ZM152 199H153V201H156L155 196H153ZM122 200H123V202H122ZM224 201L225 202L227 201L228 203L226 204ZM240 201H242V202H240ZM182 202L183 203L185 202L190 207V209H195V211L198 214L207 218L206 220H204L205 224L201 225V228H200L201 231L199 232V234L202 235V233L205 234L207 232L209 235L207 238H205L206 240L203 238V241L205 240L204 246L202 247L201 250H199L197 252L194 251L193 248H194V246L197 245L196 243H199L201 241V238L203 236H199V234H198L199 237L196 236V237H192V238H186L185 235L182 234V230L184 228V223H185L183 218H179V219H176L174 221H168V219H167L169 211L173 210V208L179 209L180 206L182 205ZM241 203H243V205H245L246 207H245L243 213H240V215H237V214H235V212L237 211V208H238L236 206L237 205L239 206V204H241ZM59 204H61V205H59ZM59 206H61V207H59ZM247 206H248V208H247ZM52 207L55 210H53ZM48 208H50V209H48ZM223 208H225L224 212L226 214L224 215V213H222V214H219V216H217L218 214L216 215L215 212L218 213L220 211V209H221V211H223ZM49 210H51V211H49ZM58 210L60 212H58ZM138 211H137L138 216L146 215L144 213V211H142V210H138ZM209 214H210V216H211V214H212V216L213 215L214 216L213 217L211 216L212 217L211 218L208 216ZM98 216H101V214L100 215L98 214ZM214 217H217V218H214ZM230 218H231V220H230ZM1 221H2V218L0 217V222ZM25 222L23 225H27ZM238 225H242L241 230L243 233H241L239 235V238H235V239L232 238V240H230L228 242L226 239H227V236L229 235V232H231L230 230H234ZM243 227H244V229H242ZM33 228H31V230H34ZM28 230L29 229H27V232H28ZM51 231H52V233H50ZM37 232L35 230L34 234H36ZM29 233H30V230H29ZM45 233H48V236H47V234L45 235ZM159 233L155 234V235L159 236ZM51 234H53L52 238L49 237V235H51ZM236 249H239V250H236ZM165 253L167 254L166 255L167 258L165 256ZM23 254H26V252ZM22 255L9 256L8 258L3 259V262H4V264H5V262H6V264H26V260L28 259V256H27V254L24 256H22ZM193 255H195L196 258L193 259ZM186 256H188V257H186ZM24 258H25V260H24ZM74 258H75V260H74ZM188 258H190V259H188ZM43 259H44V257H43ZM176 259H178V260H176Z\"/></svg>",
	"mask_w": 264,
	"mask_h": 264
}]
</instances>
